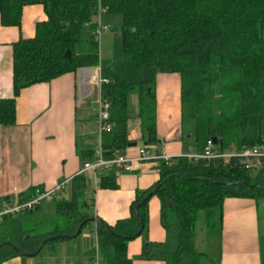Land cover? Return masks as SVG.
<instances>
[{"label": "trees", "instance_id": "16d2710c", "mask_svg": "<svg viewBox=\"0 0 264 264\" xmlns=\"http://www.w3.org/2000/svg\"><path fill=\"white\" fill-rule=\"evenodd\" d=\"M38 3L44 6L48 21L37 25L34 38H21L13 46V96L0 98V125L4 127L16 124V98L23 89L80 68L99 66V42L93 35L99 0H0L3 25L19 26L23 7ZM101 3L105 14L121 17L126 62L180 76L182 129L184 135L193 137L197 152L202 153L214 138L221 151L264 146V0ZM88 24L92 30L89 39L83 37ZM67 51L71 57L65 56ZM107 80L101 86V98L110 105L112 129L102 134L103 157L114 159L131 144L127 122L132 94L140 97L142 139L147 145L157 143L152 81L140 77L130 82L125 76ZM85 156L93 159L94 153ZM235 163L186 156L175 157L170 164L161 161L160 180L148 190L137 191L131 217L115 226L100 222L97 232L102 264H116L127 256L128 243L147 228L148 203L153 196L161 200L164 227L179 223V241L171 264H181L186 255L192 256L193 264H200L203 254L195 247L200 213H205L206 229L214 232L227 198L264 197V158L257 171ZM111 169L115 172L116 168ZM113 177L99 181L98 187L116 186ZM72 185L71 200H61L56 206L58 215L68 216L65 228L30 235L22 229L21 221L15 220L40 210L46 201L34 210L0 220V262L21 252L36 254L43 241L58 235L74 236L80 225L82 231L90 215L78 213L76 198L81 197L85 207L89 181L80 174ZM156 188L158 191L142 204ZM35 189L20 194V201L30 200ZM4 200L12 199L6 197L0 203ZM148 250L146 246L144 255L149 257Z\"/></svg>", "mask_w": 264, "mask_h": 264}, {"label": "crops", "instance_id": "0c3cea01", "mask_svg": "<svg viewBox=\"0 0 264 264\" xmlns=\"http://www.w3.org/2000/svg\"><path fill=\"white\" fill-rule=\"evenodd\" d=\"M108 17L111 16L105 14L103 17L108 28L102 32L101 38L105 37L108 30L112 31ZM47 21L45 8L39 3L23 7L19 26L3 25L0 15V98L13 96L14 44L21 38H34L37 25ZM122 59L125 61L124 56ZM137 68L139 79L141 77L144 81H152L156 98L158 140L149 145L151 152H165L173 157L197 152L193 137L184 135L182 129L180 76L158 73L153 68ZM98 75L103 79L129 76L127 73L103 75L98 66L80 68L20 92L16 98V124L9 127L0 125V200L19 197L31 188L48 191L63 180H70L67 189L50 201L58 197H65L63 200L72 197V181L80 175L84 163L92 160L85 158L86 153L93 152L95 156L101 148L102 134L97 122L101 89L94 80ZM127 128L129 141L136 144L124 151L128 158L136 160L132 171L124 172L116 168L112 172L110 168L83 173L90 186L86 192L87 203L84 209L85 212L89 210L90 221L81 233L70 239L44 245L36 254H19L0 264H95L97 260L103 261L97 232L100 222L115 226L119 221L130 218L137 191L150 189L161 178L160 162L137 161L139 149L147 145L142 139L138 94L130 96ZM112 174L116 186L99 188V181ZM262 200L264 197L227 198L224 201L217 229L209 232L205 225L207 232L203 236L197 232L195 247L203 254L200 264H206L204 260H209L210 253H213L216 264H264ZM50 201H46L43 207ZM148 212L146 230L128 243L127 256L119 259L116 264L172 263L179 241V223L177 226L174 223L169 229L164 227L158 196L150 199ZM15 220L20 221L18 216ZM175 229L177 237L170 244V235ZM204 236L211 250L204 249ZM146 246L149 248V257L144 255ZM201 248L202 251H199ZM187 257H190L193 264L191 255H186L181 264H184Z\"/></svg>", "mask_w": 264, "mask_h": 264}, {"label": "built area", "instance_id": "2783aa9c", "mask_svg": "<svg viewBox=\"0 0 264 264\" xmlns=\"http://www.w3.org/2000/svg\"><path fill=\"white\" fill-rule=\"evenodd\" d=\"M102 0H99L98 8L95 15V30L93 35L95 39L100 42L102 32H104L108 27L103 21V17L106 13L104 7L101 3ZM95 82L99 85L100 89L104 82H107V79L101 78V76H95ZM110 105L107 101L101 98L100 101V112L97 118L98 127L100 134L109 132L112 129V125L109 122V113ZM190 160H223L224 163H235L241 165L244 169L250 171H257L262 167L263 158H264V146H255V147H245L241 150H229L221 151L213 141H209L205 150L202 153L199 152H190L185 155ZM175 157L166 154L165 152L152 153L151 147L149 145L143 146L139 149V158L137 161L146 162V161H164L167 164H170ZM136 160L128 158L125 154L118 155L114 159H105L103 157L102 149L99 148L94 158L91 161L85 162L80 174H83L88 171L97 172L100 169H110L117 168L124 172H130L133 169V164ZM235 163V164H237ZM70 180H63L56 184L54 188L48 191H43L41 188H36L35 193L30 200L20 201L19 197L13 198L10 201H2L0 208V220L5 216L10 214H18L24 211L34 210L37 205L44 201H50L55 198L60 192L67 189ZM95 264H102L100 260H97Z\"/></svg>", "mask_w": 264, "mask_h": 264}, {"label": "rangeland", "instance_id": "374dc122", "mask_svg": "<svg viewBox=\"0 0 264 264\" xmlns=\"http://www.w3.org/2000/svg\"><path fill=\"white\" fill-rule=\"evenodd\" d=\"M111 23L112 31L108 30L106 35L110 37L106 38L102 36L101 43L99 44V68L102 69L103 75H121L127 73L129 76H126L128 80L137 81L139 80V71L138 66L136 63L123 61V41L121 36V17L120 16H111L107 18V21ZM89 28V29H88ZM264 34V29H263ZM104 35V34H103ZM83 37L90 38L91 37V26L88 24L86 25L85 29L83 30ZM94 68V67H92ZM142 68H151L147 66H143ZM152 69V68H151ZM101 73V70H100ZM102 75V74H101ZM186 152L187 147H186ZM190 151V150H189ZM190 152L186 153L189 154ZM73 196V194H72ZM65 198V197H63ZM62 197L56 198L54 201H50L47 203L42 209L28 215L18 216V219L22 223V229L26 231L30 235H42L51 233L56 227L65 228V225L68 221V216L65 215H58L57 214V204L63 200ZM72 197L67 200H71ZM77 208L78 213H84L85 207L82 206V198L77 197ZM261 215H262V228L264 229V200L261 201ZM89 212V210H88ZM177 226V221L173 222V226ZM206 220H205V213L201 212L199 219L197 221L196 228L199 232V235L202 233L207 232L205 229ZM89 229V228H88ZM177 229L172 231L170 235V244L175 242ZM206 236L203 237L202 245H204L205 250H211L209 246H207V241H204ZM207 239V238H206ZM203 248L199 249L202 251ZM213 249V248H212ZM210 253V252H209ZM206 264H216V260L213 259V253H210L209 260H204ZM184 264H191L190 257L185 259Z\"/></svg>", "mask_w": 264, "mask_h": 264}, {"label": "water", "instance_id": "95a60500", "mask_svg": "<svg viewBox=\"0 0 264 264\" xmlns=\"http://www.w3.org/2000/svg\"><path fill=\"white\" fill-rule=\"evenodd\" d=\"M66 57H71V53L70 51H67L66 54H65ZM213 143L216 145L217 144V140L214 138L213 139ZM136 144L135 143H131L129 144V147L131 146H135ZM262 189H264V187H262ZM158 191V189L156 188L153 192H151L143 201H142V204H144L154 193H156ZM81 227L82 225H80L79 227V230L77 231V233L74 235L76 236L80 230H81ZM73 235H58V236H55V237H50L49 239L45 240L42 242L41 246H40V249L39 251L43 248V246L47 243V241H53L54 239L56 240H59V239H70L72 237H74ZM2 246V244H0V247ZM20 255H23V256H28L30 254L28 253H25V252H21Z\"/></svg>", "mask_w": 264, "mask_h": 264}, {"label": "bare ground", "instance_id": "6f19581e", "mask_svg": "<svg viewBox=\"0 0 264 264\" xmlns=\"http://www.w3.org/2000/svg\"><path fill=\"white\" fill-rule=\"evenodd\" d=\"M148 162V161H147Z\"/></svg>", "mask_w": 264, "mask_h": 264}]
</instances>
